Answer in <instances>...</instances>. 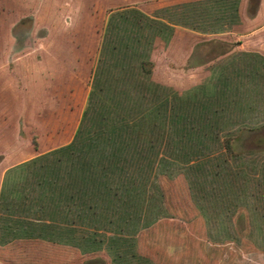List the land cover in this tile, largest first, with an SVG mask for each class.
Segmentation results:
<instances>
[{
	"label": "rangeland",
	"instance_id": "obj_1",
	"mask_svg": "<svg viewBox=\"0 0 264 264\" xmlns=\"http://www.w3.org/2000/svg\"><path fill=\"white\" fill-rule=\"evenodd\" d=\"M136 35L142 72L123 51ZM100 60L95 115L110 117L112 93L125 85L156 103L162 92L140 83L150 70L168 100H186L175 117L192 129L180 142L179 127H164L156 109L158 119L145 118V142L154 143L147 160L138 158L145 171H133L127 193L124 179L111 180L117 198L88 211L105 212L108 223L76 215L73 231L61 233L69 243L0 244V264H150L136 252L153 264H264V0H0V84L13 96L0 102L5 169L73 139ZM35 137L40 151L32 152ZM75 198L74 215L94 201ZM112 234L122 240L109 250Z\"/></svg>",
	"mask_w": 264,
	"mask_h": 264
},
{
	"label": "trees",
	"instance_id": "obj_2",
	"mask_svg": "<svg viewBox=\"0 0 264 264\" xmlns=\"http://www.w3.org/2000/svg\"><path fill=\"white\" fill-rule=\"evenodd\" d=\"M132 39L133 41L128 46L130 48L123 51L126 56L129 53L132 54L133 60L130 62V66L134 70L138 69L142 72L144 60H139L137 63L133 56L140 52V36L136 35ZM108 48L104 47V55ZM101 64L100 60L92 81L88 107L79 121L73 139L68 144L57 148H55L56 144L53 146L54 149L51 148L52 150L49 152L23 162L6 172L0 190V244H4V248L12 249L14 242L20 243L22 242L20 240H24L28 244L31 239H42L52 245L67 244L70 242L69 235L64 236L61 233L73 231L76 215L89 216V220L92 219L93 222L104 220L108 223L105 212L98 213L93 218V215H88V211L95 214L99 208H106L104 205L106 198H113L112 196L117 198L119 190L117 192V189L111 186V180L117 181L119 184V179H124L121 184L127 193L128 186L136 184V180L131 181L132 174L133 176L136 174L133 171L140 170L138 171L140 173L142 170L145 171L146 165L142 164L138 158L144 153V159L147 160L151 150H154L153 139L145 142L147 135L144 134L145 118H153L155 113V117L158 119L156 109L159 108L164 112V127L171 129L179 127L180 142L185 139L187 130L192 129L184 123L181 124L185 120L182 114H176L175 117L179 108L176 103L181 101L183 104L186 100L173 99L172 102L168 100V97L164 96L163 88L157 87L152 82L150 70L145 71L146 82L145 79H142L140 83L147 87L150 94L154 93L152 92L154 89L158 94L162 92L161 96L155 100L156 103L144 104L140 99L133 98L131 86L126 88L125 85L121 91H116V94L112 93L110 100L115 98L117 105L116 109L113 107L111 116L107 118L104 115H95L92 110H96V104L94 105V102L91 103V101H95L96 94L102 91L103 70ZM134 83L136 81L131 84ZM8 94H11L10 89L6 85L0 84V102L3 100L10 102L13 96ZM126 98L131 101L127 102ZM7 106L4 107V110H7ZM135 109L137 110L134 111ZM128 110L137 113L135 116H124L123 114L128 113ZM157 112L159 113V110ZM169 116L171 119L168 121ZM1 139L0 143L2 144ZM129 140L133 143H130ZM232 140V136L223 139V147L229 155L233 153ZM5 145L9 144L4 143V147ZM39 145L40 143L35 137L32 152L40 151ZM157 166L156 157H153L148 168L149 175ZM2 167L3 164L0 170ZM158 187L161 196L164 197L159 183ZM133 191L138 193V190L134 188ZM79 194L86 198L85 201L91 198L94 201L89 204L83 203L80 207L83 212L77 211V214L74 215V204H76L74 200L78 199L75 197ZM78 200L80 202V199ZM141 208L143 205H140V209L138 206L139 213L142 215ZM120 217V221H126L130 215L126 211L121 213ZM111 220L109 219V222ZM121 240L117 234L107 236V248L112 250L111 244H116ZM123 250L124 248L121 249V252ZM121 252L117 254L120 255ZM136 254L137 258L139 256L153 264L149 258L137 252Z\"/></svg>",
	"mask_w": 264,
	"mask_h": 264
},
{
	"label": "crops",
	"instance_id": "obj_3",
	"mask_svg": "<svg viewBox=\"0 0 264 264\" xmlns=\"http://www.w3.org/2000/svg\"><path fill=\"white\" fill-rule=\"evenodd\" d=\"M29 17H30V19H31V16L29 15ZM13 27L14 26H11L10 27V29H11V31L13 30ZM8 76V75H7ZM7 76H6V78H4V80H7ZM5 83H6V81H5ZM6 86H9L8 84H6ZM43 86H45V82H44V84H42V87ZM41 154H43V153H37V154H35V155H32L29 159H27L26 161H28V160H30V159H33V158H35V157H37L38 155H41ZM6 160V158H3L2 159V161H5ZM25 162V161H24ZM3 164V162L2 163H0V168H1V165ZM19 165V164H18ZM15 166H17V165H15ZM15 166H11V167H6V169L4 168V167H2V169L0 170V190H1V186H2V183H3V180H4V178H5V175H6V172L8 171V170H10L11 168H13V167H15ZM4 168V169H3Z\"/></svg>",
	"mask_w": 264,
	"mask_h": 264
}]
</instances>
